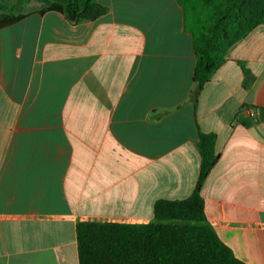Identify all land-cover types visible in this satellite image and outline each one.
<instances>
[{
    "label": "crops",
    "instance_id": "1",
    "mask_svg": "<svg viewBox=\"0 0 264 264\" xmlns=\"http://www.w3.org/2000/svg\"><path fill=\"white\" fill-rule=\"evenodd\" d=\"M0 0V264H79L80 222L147 224L202 187L219 239L264 264V24L192 100L194 38L178 0H97L91 20ZM256 110L254 117L248 109Z\"/></svg>",
    "mask_w": 264,
    "mask_h": 264
},
{
    "label": "trees",
    "instance_id": "2",
    "mask_svg": "<svg viewBox=\"0 0 264 264\" xmlns=\"http://www.w3.org/2000/svg\"><path fill=\"white\" fill-rule=\"evenodd\" d=\"M38 1V12L57 11L71 21L91 20L105 11L97 0ZM185 27L194 38L196 69L192 100L224 64L228 50L264 24V0H178ZM24 15H0V28ZM217 137L199 133L200 174L192 195L156 201L147 224L80 222L76 225L79 264H246L218 237L204 212L203 183L216 164Z\"/></svg>",
    "mask_w": 264,
    "mask_h": 264
},
{
    "label": "built area",
    "instance_id": "3",
    "mask_svg": "<svg viewBox=\"0 0 264 264\" xmlns=\"http://www.w3.org/2000/svg\"><path fill=\"white\" fill-rule=\"evenodd\" d=\"M247 111H248V114L252 117L256 115V110L253 108H249Z\"/></svg>",
    "mask_w": 264,
    "mask_h": 264
},
{
    "label": "rangeland",
    "instance_id": "4",
    "mask_svg": "<svg viewBox=\"0 0 264 264\" xmlns=\"http://www.w3.org/2000/svg\"><path fill=\"white\" fill-rule=\"evenodd\" d=\"M33 2H35V1H32V2H30V3H33ZM37 3H41V2H38V1H36Z\"/></svg>",
    "mask_w": 264,
    "mask_h": 264
}]
</instances>
